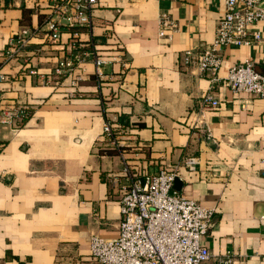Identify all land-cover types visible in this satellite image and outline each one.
<instances>
[{
	"label": "crops",
	"instance_id": "0c3cea01",
	"mask_svg": "<svg viewBox=\"0 0 264 264\" xmlns=\"http://www.w3.org/2000/svg\"><path fill=\"white\" fill-rule=\"evenodd\" d=\"M57 1L0 0V116L16 111L0 122V264H99L89 237L117 235L111 179L125 168L173 171L175 192L214 210L201 264H264V99L243 109L223 82L245 58L263 74L264 41L221 50L213 84L183 54L212 42L224 0H97L90 27L52 39ZM161 14L174 24L162 36ZM207 90L217 108L202 106Z\"/></svg>",
	"mask_w": 264,
	"mask_h": 264
},
{
	"label": "built area",
	"instance_id": "2783aa9c",
	"mask_svg": "<svg viewBox=\"0 0 264 264\" xmlns=\"http://www.w3.org/2000/svg\"><path fill=\"white\" fill-rule=\"evenodd\" d=\"M97 0H59L55 2L50 18L45 23L52 39L62 28H88L92 24L93 9ZM174 24L165 14L159 17L160 36L165 28ZM29 32L22 28L15 39L16 46L6 52L7 57L28 41ZM264 41V0H224L212 42L200 50L186 49L183 62L207 74L211 83L219 79L223 63L221 50ZM81 58L77 57L76 61ZM105 59L95 54L94 65L98 70ZM61 68H70L71 62H60ZM60 72V68L57 69ZM224 84L235 94H245L241 108H247L251 99H264V73L253 68V61L245 58L228 66ZM211 87V86H210ZM211 89V88H209ZM204 107L214 109L220 105L212 90L201 96ZM16 111H4L0 122H7ZM103 134L108 143L116 147L114 124L105 121ZM120 176L113 177L117 185L120 219L117 235L105 238L98 234L89 237V259L99 264H201L210 257L205 237L211 226L213 209L200 205L173 190L175 172L159 170L153 174L137 176L127 168ZM218 264H234L232 256L225 255Z\"/></svg>",
	"mask_w": 264,
	"mask_h": 264
},
{
	"label": "water",
	"instance_id": "95a60500",
	"mask_svg": "<svg viewBox=\"0 0 264 264\" xmlns=\"http://www.w3.org/2000/svg\"><path fill=\"white\" fill-rule=\"evenodd\" d=\"M174 182H175V179H174Z\"/></svg>",
	"mask_w": 264,
	"mask_h": 264
}]
</instances>
